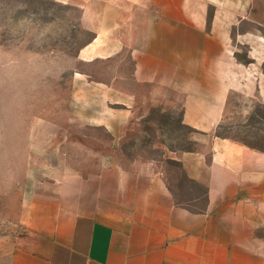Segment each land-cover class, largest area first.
<instances>
[{
    "label": "crops",
    "instance_id": "crops-1",
    "mask_svg": "<svg viewBox=\"0 0 264 264\" xmlns=\"http://www.w3.org/2000/svg\"><path fill=\"white\" fill-rule=\"evenodd\" d=\"M53 1L80 9L90 37L76 58L102 69L72 73L63 121L61 107L15 110V88L2 93L18 164L0 168V264H264V152L217 133L264 106V0ZM147 85L181 96L197 147L121 165ZM81 127L105 134L91 135L95 169L63 164L65 146L88 140ZM163 159L204 189L198 211L175 203Z\"/></svg>",
    "mask_w": 264,
    "mask_h": 264
},
{
    "label": "rangeland",
    "instance_id": "rangeland-1",
    "mask_svg": "<svg viewBox=\"0 0 264 264\" xmlns=\"http://www.w3.org/2000/svg\"><path fill=\"white\" fill-rule=\"evenodd\" d=\"M79 16L78 7L53 0H0V168L18 164L7 160L6 144L1 141L6 133V103L2 95L6 87L15 88V110L24 98L32 109L45 106L48 112L61 107L63 121L67 116L72 73L101 68L100 64L90 66L76 58L77 50L90 37V33L80 27ZM24 88L27 96L21 94ZM141 89L149 93V101L138 105L136 115L123 130L120 145L115 148L119 163L128 165L134 158L159 159L163 152L196 148V143L190 139L193 133L180 122L181 96L148 85ZM240 104L234 97L235 111ZM73 131L83 139L86 135L88 140L65 146L63 164L82 170L97 168L100 156L92 150L94 147L90 142L94 139L91 135L98 132V136L104 138L105 134L88 127ZM217 133L264 152V106L252 102L247 113H234V117L225 121ZM99 144H103L100 151H106V141ZM14 153L11 150L8 154L10 159H15ZM162 164L175 202L194 211L202 208L204 189L188 182L175 165L166 163V159ZM6 229L0 224V231Z\"/></svg>",
    "mask_w": 264,
    "mask_h": 264
},
{
    "label": "trees",
    "instance_id": "trees-1",
    "mask_svg": "<svg viewBox=\"0 0 264 264\" xmlns=\"http://www.w3.org/2000/svg\"><path fill=\"white\" fill-rule=\"evenodd\" d=\"M189 128V127H188ZM190 129V131H192V129L191 128H189ZM189 149H192V148H187L186 150H189ZM166 163L167 164H171V165H175L179 170H180V172H181V174L184 176V178L186 179V177H185V174H184V171H183V169H182V167H181V164L178 162V161H176V160H173V159H166ZM165 179L166 180H168V177L167 176H165ZM187 180V179H186ZM188 181V180H187ZM189 182V181H188ZM190 183H192V182H190ZM193 184H195V183H193ZM195 185H197V184H195ZM199 186V185H198ZM171 193L173 194V191H172V189H171ZM175 201V200H174ZM175 203H177V202H175ZM178 205H181V204H179V203H177ZM182 206V205H181ZM183 207H185V206H183ZM187 208V207H186ZM189 209V208H188ZM191 210V209H190Z\"/></svg>",
    "mask_w": 264,
    "mask_h": 264
}]
</instances>
